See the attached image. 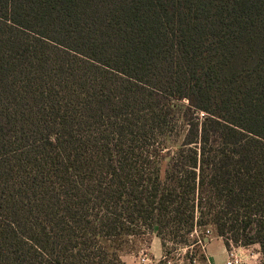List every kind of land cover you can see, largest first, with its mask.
Masks as SVG:
<instances>
[{"label":"trees","instance_id":"1","mask_svg":"<svg viewBox=\"0 0 264 264\" xmlns=\"http://www.w3.org/2000/svg\"><path fill=\"white\" fill-rule=\"evenodd\" d=\"M204 225L264 264V0H0V264Z\"/></svg>","mask_w":264,"mask_h":264},{"label":"rangeland","instance_id":"2","mask_svg":"<svg viewBox=\"0 0 264 264\" xmlns=\"http://www.w3.org/2000/svg\"><path fill=\"white\" fill-rule=\"evenodd\" d=\"M206 231L210 233L206 235ZM218 238L213 226H197L194 228L192 237L188 239V247L171 245L167 242L168 260L164 264H224L229 251L226 250L224 254L223 240ZM183 240L176 239L177 243ZM102 241L110 254L114 253L118 256L119 262L116 264H161L164 256L160 239L149 232ZM228 241L232 245V239ZM200 243L205 244L204 249L200 247ZM230 250L236 251L244 264H261L262 257L257 245L237 248L231 246ZM191 258L195 260V263L188 261Z\"/></svg>","mask_w":264,"mask_h":264},{"label":"built area","instance_id":"3","mask_svg":"<svg viewBox=\"0 0 264 264\" xmlns=\"http://www.w3.org/2000/svg\"><path fill=\"white\" fill-rule=\"evenodd\" d=\"M210 232L206 231V235H208ZM200 247L204 249L205 244L200 243ZM195 263V260L193 261ZM224 264H244L242 259L236 254V251L230 250L227 254V259Z\"/></svg>","mask_w":264,"mask_h":264},{"label":"crops","instance_id":"4","mask_svg":"<svg viewBox=\"0 0 264 264\" xmlns=\"http://www.w3.org/2000/svg\"><path fill=\"white\" fill-rule=\"evenodd\" d=\"M218 239H220V238H218ZM211 244V243H210ZM210 244L208 245V247H207V256H208V249H209V246H210ZM223 252H224V254L226 253V249H225V247H224V245H223Z\"/></svg>","mask_w":264,"mask_h":264}]
</instances>
